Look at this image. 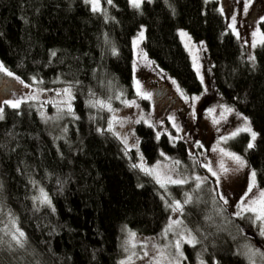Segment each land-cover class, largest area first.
<instances>
[{"label": "trees", "instance_id": "16d2710c", "mask_svg": "<svg viewBox=\"0 0 264 264\" xmlns=\"http://www.w3.org/2000/svg\"><path fill=\"white\" fill-rule=\"evenodd\" d=\"M227 1L150 0L134 8L129 0H100V10L94 12L85 0H0V63L13 73L12 79L0 76V107L20 86H69L75 115L55 130L34 108L4 103L0 238L5 243L0 244V264H120L123 229L150 237L165 228L167 198L151 178L132 167L136 153L127 157L104 129L106 113L87 103L89 98L117 101L116 94L122 97L119 103L137 98L132 40L141 27L150 62L189 95L200 93L202 86L178 30L204 42L213 90L208 97L224 99L257 129L252 148L246 133L231 147L244 154L264 190V41L255 50L254 64L249 63L228 30ZM260 28L264 35V21ZM157 90L163 100L176 101L164 84ZM135 133L148 165L163 153L180 160L187 171L200 167L185 141L173 143L165 134L157 138L155 129L143 123ZM37 188L44 190L50 205L34 203ZM187 189L174 186L171 192L181 199ZM193 194L182 219L198 243L183 245V264H198L199 259L205 264H249L238 248L259 241H252L249 231L254 220L232 215L211 178ZM17 228L25 234L23 247L11 241Z\"/></svg>", "mask_w": 264, "mask_h": 264}, {"label": "rangeland", "instance_id": "374dc122", "mask_svg": "<svg viewBox=\"0 0 264 264\" xmlns=\"http://www.w3.org/2000/svg\"><path fill=\"white\" fill-rule=\"evenodd\" d=\"M87 4L93 10L92 3ZM225 4V13L229 20L228 30L241 43L244 50V57L247 61L254 64L255 58L253 60L250 57H254L257 46L264 41V35L260 28V22L264 21V0H241L238 4H232L230 0L225 2ZM100 7L101 3L98 0V10L94 12H98ZM141 32H143V38L140 37ZM181 33H186L187 35L182 36ZM178 37L201 83L202 89L200 93L191 95L185 93L173 78L165 76L161 70L150 62L143 44L144 27H141L132 40L136 74L133 87L136 91L137 98L130 100L124 99L125 101L119 103L118 101L122 100V97L116 94L117 101L89 98L87 103L91 106L96 100L104 102L105 107H101L100 105L91 106L99 112L106 113L104 129L117 139L127 157L128 153H136L137 165L143 164L144 168L156 169L153 175H149L145 171H142L140 167H137L156 183L162 195L168 199L164 198L168 203L167 205L172 204L173 201L183 203L187 198L186 193L193 198V193L197 189V183L202 185L208 178H211L214 183V192L219 199L220 196H223L224 200H227V203H224V200L220 199L222 204H225V208L231 210L232 215L237 218H243L246 215L245 217H251L254 220V229L252 228L249 231L252 233V241H257L258 238L259 241L256 242V245L251 243L242 245L238 248V253L249 264H262L264 262V235L261 234V230L264 229V221L256 220V213L248 211L245 205L251 199H255L259 191L263 189H261L256 181V187L253 189V192L249 193L248 197H245L242 203L241 198L244 197L245 192L248 190L249 177L253 171L248 167L247 163L246 167L239 168L229 157L219 151L220 148H223L226 151L241 156L245 160L244 154L236 152L231 147V143L241 133H246L249 136V142L254 143L255 140L252 141L249 132L243 131L239 132L235 137L221 140V137H230L231 133L245 127L246 122L244 118L246 116L241 114L236 107L224 101V99L220 97H208V93H212L213 90L211 86V72L209 70L210 62H208L205 55L206 48L204 42L195 41L185 29L178 30ZM0 76L13 78V75L9 76L4 72H0ZM141 77L142 79H140ZM143 79H147L150 85L143 81ZM160 84H164L167 87L171 94L176 97V101L168 98L163 100L160 91L157 90ZM65 88L71 89V97L63 93V89ZM178 88L183 92V96L177 90ZM72 94V87L69 86L56 87L51 90L20 86L17 93L11 94L5 99H11L13 101L20 100L22 101L20 106L25 105L34 108L43 122L56 130L57 126L63 125L66 118H73L75 116L72 107ZM144 94L150 95L148 98H145ZM192 97H199V99L192 100ZM68 103H71L72 114L67 111ZM3 105L4 102L1 107ZM226 108H231L233 111L227 112L225 111ZM246 118L247 125L251 127L252 131L257 133V129L253 126L249 118ZM110 122L111 130H108ZM140 123L151 126L159 135H167L173 143L185 141L189 148L192 161L194 164L197 162L200 167L195 168L192 165V169L187 171L180 160L164 154L156 163L148 165L139 152L138 137L135 133V127ZM125 140L127 144H125ZM214 146L217 149L215 151L213 150ZM177 160L180 161L178 165L175 163ZM221 163L230 169V171L224 173L220 167ZM209 167L212 171L208 170ZM202 172L205 175H201L200 173ZM212 172H216L217 175L214 176ZM157 174H159L162 182L166 176H172L177 179H187V183L183 185L168 183L166 188H162L156 181L155 176ZM197 176L201 178V181L195 179ZM174 186H188V189L182 195L181 199H176L173 196L171 188ZM40 190V188H37L34 197H40ZM35 204L37 206L42 205L39 200ZM187 204H183V211ZM183 211L174 212L172 207H169V218L165 228L169 225L170 218L181 221V223L175 225L173 230L167 232V234H164L165 228L158 235L150 237L137 234L128 229H123L120 243V264L122 261H126L127 264H157V261L158 264H183L184 255L180 257L175 248L176 242L180 240V251L183 252L182 247L187 243H184L181 237H186L187 232L190 231L183 222ZM130 232L135 233L134 239L130 237ZM246 234L249 235V233ZM145 251L148 252V256H144ZM253 253L255 254L253 255ZM201 261L203 260L199 259L198 264H201Z\"/></svg>", "mask_w": 264, "mask_h": 264}, {"label": "snow or ice", "instance_id": "6c2138e0", "mask_svg": "<svg viewBox=\"0 0 264 264\" xmlns=\"http://www.w3.org/2000/svg\"><path fill=\"white\" fill-rule=\"evenodd\" d=\"M86 3H92L93 5V11H97L98 8H97V4H98V0H85ZM109 3L112 2V0H108ZM130 4L135 7V8H139L140 5H141V2L142 0H129ZM234 19V18H233ZM231 27V26H230ZM182 36H186L187 34L186 33H181ZM140 37L143 38V32L140 33ZM135 43V42H134ZM51 55L54 57L56 55V52L55 51H52L51 52ZM250 59H253L254 60V57H250ZM0 72H4L6 73L7 75L9 76H12L13 73H11L10 71H8L5 66L0 63ZM199 75V73H198ZM18 79V78H17ZM202 79V78H201ZM22 83V81H21ZM27 87V85H26ZM178 91H180V94L183 96V92L178 88L177 89ZM63 93L69 97H71V89L70 88H65L63 89ZM150 94H144L145 98H148ZM192 100H197L199 99V97H192L191 98ZM22 101L20 100H5L4 103L9 105L10 107L12 108H19L20 107V104H21ZM96 105H100L101 107H105V104L103 101H100V100H96L94 104H92L91 106H96ZM67 111L72 114V107H71V103H68V107H67ZM225 111L227 112H232L233 109L231 108H226ZM0 119H3V107H0ZM245 122H246V126L243 127V128H240V129H237L235 132L231 133V136L230 137H221V140H227L231 137H235L236 135H238L239 132H249L251 134V138H252V141H254L256 139V136H257V133L252 131L251 127L247 125V118L245 117ZM139 122V121H137ZM218 122V121H217ZM108 130H111V122L109 124V129ZM157 138H159V133L157 134ZM125 144H127L126 140L124 141ZM254 145L253 143L250 141L249 144H248V148H252ZM213 150H217L216 147L214 146ZM219 151L229 157L236 165H238L239 168H244L246 167V161L239 155L235 154V153H232V152H229V151H226L225 149L223 148H220ZM161 155H163V153H161ZM142 159V158H141ZM175 163L178 165L180 163V161H175ZM205 167H208L207 165H204ZM133 168H137V167H140L142 171H145L147 174L149 175H153L156 171L155 168L153 169H147V168H144L143 167V164H140V165H137V164H133L132 165ZM221 169L223 170L224 173H227L230 171V169L226 168L222 163L220 165ZM209 171H212V169L209 167L208 169ZM212 174L215 176L217 175L216 172H212ZM156 178V181L157 183L160 184V186L162 188H166V185L168 183H171V184H179V185H183L185 183H187V179H184V178H173L172 176H166L165 177V180L162 182L161 179H160V176L159 174H157L155 176ZM195 179L197 181H201V178L200 177H195ZM204 179H207V178H204ZM200 183H197L196 185V188H200ZM256 187V173L255 171L251 172L250 174V177H249V184H248V190L247 192H245L244 194V197L241 198V202L243 203L244 202V198L245 197H248L249 193H252L253 192V189ZM41 192V195L40 197H33V201L34 203L39 200V202L41 204H51V201L49 200L47 194L44 192L43 189L40 190ZM186 195V199L183 201V203H181L180 201H173L172 204H169L168 206L169 207H172V210L175 212V211H180L182 212L183 211V204H187V203H190L191 202V199L192 197L189 195V194H185ZM163 199V197H162ZM220 199L224 200V197L223 196H220ZM224 203H227V200H224ZM245 208L248 210V211H251L253 213H256V220H261V221H264V190H260L259 191V194L258 196L255 198V199H251L247 205H245ZM244 210V209H242ZM239 215V213H238ZM181 221H178V220H172L170 218V223L169 225L165 228L164 230V234H167V232L169 231H172L173 230V227L175 225H178L180 224ZM13 224H14V221H13ZM18 233V235L16 234ZM16 233H12L11 234V241H14L15 242V245L18 246V247H23L24 246V241H25V234L23 231L19 230L18 228L16 229ZM261 234L264 235V229L261 230ZM130 237L131 238H135V233H129ZM181 240H183L184 243H187V244H190L192 246H195L197 243H198V240L196 239V237L191 233V231H188L187 232V235L186 237L185 236H182L181 237ZM5 243L3 241L2 238H0V244H3ZM134 246V245H133ZM8 247L11 249L13 247L12 243H9L8 244ZM175 248H176V251L178 253V255L180 257H183V252L180 251L181 249V242L180 240H178L175 244ZM255 253H253L254 255ZM148 252L145 251L144 252V256H148ZM129 259H131L129 257ZM121 264H127L126 261H122ZM157 264H158V261H157ZM201 264H204L203 261H201Z\"/></svg>", "mask_w": 264, "mask_h": 264}, {"label": "bare ground", "instance_id": "6f19581e", "mask_svg": "<svg viewBox=\"0 0 264 264\" xmlns=\"http://www.w3.org/2000/svg\"><path fill=\"white\" fill-rule=\"evenodd\" d=\"M261 44H262V43H261ZM261 44H260V45H261ZM198 80H199V79H198Z\"/></svg>", "mask_w": 264, "mask_h": 264}]
</instances>
